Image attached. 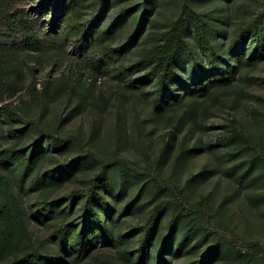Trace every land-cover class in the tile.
Instances as JSON below:
<instances>
[{"label":"trees","instance_id":"16d2710c","mask_svg":"<svg viewBox=\"0 0 264 264\" xmlns=\"http://www.w3.org/2000/svg\"><path fill=\"white\" fill-rule=\"evenodd\" d=\"M178 1L177 14L169 20L168 27L158 32L155 43L128 65L125 52L113 45L115 33L99 23L105 0H92L90 12L85 11V0H40L41 9L47 11L40 10L36 16L25 12L20 0H0V60L13 59L20 52L37 59L50 47L60 49L71 44L77 54H86L95 66H101L102 71L111 70L123 85L140 88L144 96H147L146 83L151 81V123L164 124L160 148L157 154H150L145 139L153 129H147L134 107V131L144 162L122 156L117 150L114 155L101 158L88 148H80L75 157L61 162L62 170L68 173L73 172L75 164L81 163L83 157H90L99 164L87 185L73 187L63 195L68 200L67 205H63L62 200L52 194L61 180L45 165L49 157L57 160L53 149L68 143L71 136H61L46 128L38 118L25 119L13 100L0 103V133L7 140L0 148V264H79L95 251L100 255L95 264L169 263L177 224L182 239L196 229L202 230L203 237L212 234L214 248L205 251L203 258L216 255L215 248L222 244L233 253V264H264V245L260 240L244 238L227 216L218 214L214 222H209L208 216L215 215H210L207 191L192 202V189L201 187L203 191L206 183L213 186L224 181L230 186L220 200V204H224L238 194L244 183L253 193L256 179L264 180V113L263 130L257 136L247 131L234 116L207 144L194 135L202 127L199 110L202 117H207L210 105L227 93L236 80L245 78L250 82L245 66L255 65L256 60L246 54L245 43L264 53V0L229 37L226 48L231 54L227 56L213 37L218 29L209 20V14L194 7L191 0ZM187 62L191 70L202 67L204 62L206 66L189 80L181 71ZM70 68L60 74L57 78L60 82L55 85L47 74L38 88L35 65H28L32 93L40 102L68 93L77 95L74 84L81 81V77ZM135 71H141L142 75L134 78ZM13 73L19 74L15 68L0 70V97L6 90L5 79ZM86 77L90 78V84L96 80L91 70ZM234 92L242 94L241 90ZM78 98L81 104L85 103L84 92L78 94ZM209 99H212L211 104L207 102ZM173 117L176 119L172 123ZM17 120L34 124L37 133L32 141L27 142L25 133L15 124ZM45 137L50 148L42 146ZM232 144L234 148L224 150L225 161L213 153L215 147L222 149ZM190 161L194 165L182 178L178 169ZM131 179L142 188L147 185L153 201L146 216L133 228L138 231L135 252L126 245L131 234L124 227L128 221L125 213L141 190L114 211ZM29 192L41 222L49 227L47 234L27 225L22 195ZM259 195L264 196V190ZM74 204L75 215L72 214ZM164 214L168 215L167 231L154 246ZM112 248L117 252L112 253ZM197 264L207 262L200 259Z\"/></svg>","mask_w":264,"mask_h":264},{"label":"rangeland","instance_id":"374dc122","mask_svg":"<svg viewBox=\"0 0 264 264\" xmlns=\"http://www.w3.org/2000/svg\"><path fill=\"white\" fill-rule=\"evenodd\" d=\"M262 1L191 0V4L209 14V20L218 29L214 32L213 37L221 45L222 51L227 56L231 54V51L226 48L229 37L241 22L248 20L253 15L254 9L261 7ZM20 2L24 11L31 16H36L40 10L47 11L45 8L41 9L40 0H20ZM85 3V11L90 12L93 8L92 0H85ZM178 7V0H105L98 20L102 27H106L115 33L113 45L118 50L125 52V61L130 65L143 51L155 43L156 34L168 27V22L176 16ZM47 25L46 22L45 27ZM189 36L191 35L189 34ZM245 52L256 60L255 65L245 66L250 82H247L245 78L238 79L233 87L227 89V93L216 102L211 104L212 99H209L207 102L211 105L207 117H202L199 110L198 120L202 127L198 131L196 130L194 135L200 136L205 144L218 132L224 130L223 124L227 123L232 116L236 117L247 131L256 136L260 135L263 130L264 53L255 51L248 43H245ZM28 65H35V74L39 81L36 85L38 88L47 74H50V78L54 80L53 85L60 82L57 78L62 72H67L69 70L67 68L70 66V70L81 77V81L75 82L74 86L78 94L85 93V103L81 104L78 94L73 93L60 95L55 100L42 99L40 102L32 93L29 84L31 73ZM204 66H206L205 62L202 67H195L194 70H191V65L187 62L181 71L183 76L190 80ZM6 68H15L19 74L13 73L5 79L6 90L0 97V103L13 100L18 104L20 113L25 119L38 118L46 128L56 131L61 136H71L68 143L59 146L56 150L53 149L52 153L58 157L57 160L49 157L45 165L50 173L61 180L60 185L55 187L52 194L62 200L63 205H67L68 201L67 198L63 197L65 193L73 187L87 185L88 179L98 171V162L90 157L80 159L81 163L75 164L72 173L62 170L59 164L75 157L80 148L91 149L101 158H108L114 155L113 153L117 150L122 156L144 162L134 131V107L147 124V129H153L145 140L148 152L157 154L162 142L164 124L151 123L153 120L151 114V81L146 83L147 87L144 91L147 96H144L140 88L123 85L111 70L106 72L102 71L101 66H95L86 54H77L71 44L60 49L50 47L40 53L37 59L25 52H20L13 59L0 60V70ZM90 70L96 76L93 84H90V78L87 79L88 77H86ZM141 75V71H135L133 74L134 78H139ZM240 90L242 91L241 95L234 92H240ZM175 119L176 117H173L171 122H174ZM15 124L25 133L27 142L34 139L37 132L32 122L17 120ZM43 141V148L49 147L47 146L48 138L45 137ZM5 144H7V140H4L0 133V148ZM228 148L232 149L234 145H228L222 149L215 147L213 153L217 158L224 160L226 157L224 150ZM193 165L194 162L190 161L185 167L178 169L182 178H185L187 169ZM166 167L168 169L169 166ZM254 172L257 173L258 170ZM261 179H256L257 187L253 193L244 183L241 185L238 194L226 200L227 202L225 201L224 204H220V200L230 190V186H227L224 181L219 184L213 183V186L206 183L203 186V191L201 187L192 189V202L196 201L199 194L207 191L210 194V215H215L213 218L208 216L209 222H214L218 214L227 216L236 224L237 230L244 238H256L264 245V196L259 195V192L264 190V180ZM137 190H141V192L139 196L134 198V203L126 211L125 216L128 221L127 224H124L126 231L131 234L130 241L128 240L126 245L133 252L136 249L138 236V231H134L133 228L146 216L153 202L148 186L142 188L139 182L131 179L126 193L117 200L114 208V211L121 209L125 199L135 196ZM29 191L33 192L32 190ZM30 192L22 195V206L27 225L33 229L38 228L37 230L41 234H47L49 227H44L47 223L41 222L36 206L30 199V194H32ZM256 193L258 194L256 195ZM242 198L244 199L243 202ZM77 201L78 204L80 201L79 199ZM73 210L72 214L75 215L76 204H74ZM167 218L168 215L164 214L160 221L159 230L153 241L155 242L154 246L158 244L167 231ZM177 225L171 243V261L162 264H197V260L200 259L205 260L207 264H233V253L222 244L215 248L218 252L216 255H211L208 259L202 257L205 251L214 248L212 247V234L203 237L202 230L196 229L182 239L180 237V225ZM115 251V248L111 249L112 253ZM262 254L264 256V251ZM99 256V253L95 251L79 264H87L90 261L93 264L98 263ZM259 258L263 262L262 257Z\"/></svg>","mask_w":264,"mask_h":264}]
</instances>
